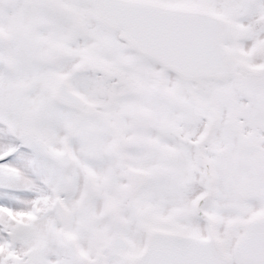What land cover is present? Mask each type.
<instances>
[{
	"label": "snow or ice",
	"instance_id": "6c2138e0",
	"mask_svg": "<svg viewBox=\"0 0 264 264\" xmlns=\"http://www.w3.org/2000/svg\"><path fill=\"white\" fill-rule=\"evenodd\" d=\"M0 264H264V0H0Z\"/></svg>",
	"mask_w": 264,
	"mask_h": 264
}]
</instances>
